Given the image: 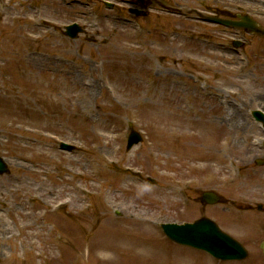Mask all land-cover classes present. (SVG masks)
<instances>
[{
    "label": "rangeland",
    "instance_id": "374dc122",
    "mask_svg": "<svg viewBox=\"0 0 264 264\" xmlns=\"http://www.w3.org/2000/svg\"><path fill=\"white\" fill-rule=\"evenodd\" d=\"M161 1L191 17L146 0H0V156L10 171L0 176V264H121L134 249L111 261L98 244L131 208L149 229L124 236L146 246L137 263L232 264L159 227L205 216L244 244L241 264H261L264 148L252 141L264 134L249 112H264V38L196 12L248 14L264 28V0ZM73 22L86 28L77 40L63 35ZM90 86L94 100L83 103ZM129 125L143 141L127 151ZM209 190L225 203L202 205Z\"/></svg>",
    "mask_w": 264,
    "mask_h": 264
},
{
    "label": "water",
    "instance_id": "95a60500",
    "mask_svg": "<svg viewBox=\"0 0 264 264\" xmlns=\"http://www.w3.org/2000/svg\"><path fill=\"white\" fill-rule=\"evenodd\" d=\"M239 18L240 20L238 22L218 18H208L207 20L225 26L246 28L250 33H257L259 36L264 37V30L258 28L257 24L250 20L248 15ZM66 29V33L72 38H75L77 33L81 32V29L76 26H71ZM257 115L264 122V117L260 113ZM139 141L140 137L136 133H132L129 138L128 148ZM65 148H67V146H65ZM4 172H6V167L0 159V174ZM201 199L203 201L206 200L209 204H215L219 201V198L212 192H205ZM162 228L172 241L184 246L196 248L197 250H204L215 258L222 260H237L246 256L245 251L240 245L222 234L220 230L216 228L215 224L208 219H201L193 225H163ZM261 247L264 249V246Z\"/></svg>",
    "mask_w": 264,
    "mask_h": 264
},
{
    "label": "bare ground",
    "instance_id": "6f19581e",
    "mask_svg": "<svg viewBox=\"0 0 264 264\" xmlns=\"http://www.w3.org/2000/svg\"><path fill=\"white\" fill-rule=\"evenodd\" d=\"M93 87L90 86L87 89V93H86V97L83 100V103L88 102L89 100L91 101L92 99L94 100V96H93ZM232 111V110H230ZM264 114V113H263ZM228 118L230 120V122L233 123V129L236 130H241L244 128L245 124V120L243 119V117L241 116V114L236 113V111H232V113H230L228 115ZM94 122H97L96 120ZM228 146H232L231 143L228 144ZM200 156L196 157L199 158ZM131 211L128 212L127 214V222L125 225L121 226V230L120 232L117 231H112L111 233L105 235L102 237V239L100 240L99 244H98V249L102 252L105 253V255L108 257L109 260L112 261V258L117 255V253H119V251L121 249H125L127 244H128V248L129 250L134 249L135 250V257H130L127 256L124 259H121L122 263L121 264H141V263H137V262H141L142 259H144V253L142 249H144L146 246H144V244H142L140 241L138 240H134V241H128L127 243L125 242V238L124 236L127 234L126 232H128L129 230H132L133 232H136L139 235H143L146 234L147 231H149V229H142V225L145 224L147 225L148 222L145 219L144 215L140 212L137 211V209H130ZM132 225L137 226V228H133ZM131 227V228H130ZM125 242V243H124ZM136 259L140 260L136 262ZM118 260V258H117ZM120 260V259H119Z\"/></svg>",
    "mask_w": 264,
    "mask_h": 264
}]
</instances>
